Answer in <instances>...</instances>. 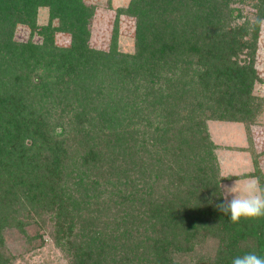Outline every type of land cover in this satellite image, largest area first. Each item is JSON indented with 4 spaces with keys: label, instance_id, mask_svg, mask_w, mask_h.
Segmentation results:
<instances>
[{
    "label": "trees",
    "instance_id": "obj_1",
    "mask_svg": "<svg viewBox=\"0 0 264 264\" xmlns=\"http://www.w3.org/2000/svg\"><path fill=\"white\" fill-rule=\"evenodd\" d=\"M239 2L128 0L107 48L97 49L94 6L84 0H0V264L13 258L4 231L26 237L42 211L52 213L68 264L264 256V217L233 224L216 208L225 181L257 177L264 186V150L251 133L264 111L253 92L264 84L253 65L264 0L250 6L253 20ZM123 14L134 19L130 53L117 47ZM17 26L27 40L14 39ZM56 34L68 44L56 45ZM216 86L235 94L214 96ZM233 97L234 117L226 110ZM209 121L243 126L247 146L237 150L254 172L220 174L216 152L234 148L212 140Z\"/></svg>",
    "mask_w": 264,
    "mask_h": 264
},
{
    "label": "rangeland",
    "instance_id": "obj_2",
    "mask_svg": "<svg viewBox=\"0 0 264 264\" xmlns=\"http://www.w3.org/2000/svg\"><path fill=\"white\" fill-rule=\"evenodd\" d=\"M87 4L94 6V15L90 26V40L92 47L97 49H106L109 36L112 30L115 11L118 8L126 7L128 0H84ZM254 0H241V2L234 5L242 17L253 20V9L250 7ZM47 13L46 9L41 8L37 11V23H46ZM243 19L238 20V24ZM117 24V47L120 51L130 53L133 45V30L134 19L128 15H119L116 19ZM14 39L16 41H25L28 39V29L25 26H17L14 32ZM32 40L38 42L39 37L33 36ZM55 44L58 46H66L68 44V36L65 34H56L54 37ZM253 65L256 67L257 74L264 80V23L259 24L258 35L256 41L255 52L253 55ZM264 84L257 85L254 88V94H262ZM216 93V94H215ZM214 96L229 97L234 93L233 88L216 86L214 89ZM224 100V99H223ZM228 100V99H227ZM238 102V101H237ZM233 97L229 102L227 111L229 116H236L240 110L239 103ZM226 108V107H224ZM259 128L254 129L255 150L257 152L264 150V111L258 118ZM207 130L212 140L220 147L231 146L233 150H218L216 152L220 174L224 177L228 175H242L248 172H254L253 161L251 156L244 152H237L239 146L243 147L244 129L239 123L234 122H218L209 121L207 123ZM247 146V143H246ZM245 146V147H246ZM263 156V159L261 157ZM260 159L259 170L264 174V154L258 156ZM246 173V174H248ZM256 174V172H255ZM237 176V175H236ZM264 176V175H263ZM264 183V177H263ZM244 182L242 181H225L221 183L220 188L222 195H224L223 185L233 187H240ZM38 219V220H37ZM36 222L27 226L25 234H20L13 229H6L4 231V246L13 256L12 264H68L65 253L54 244V218L52 213L42 211L39 218L34 219ZM29 239V241H26Z\"/></svg>",
    "mask_w": 264,
    "mask_h": 264
},
{
    "label": "clouds",
    "instance_id": "obj_3",
    "mask_svg": "<svg viewBox=\"0 0 264 264\" xmlns=\"http://www.w3.org/2000/svg\"><path fill=\"white\" fill-rule=\"evenodd\" d=\"M264 23V20H258ZM223 201L216 208L228 216V221L239 224L241 220H256L264 217V186L257 177L250 178L240 187L223 185ZM232 264H264V256L255 252L233 258Z\"/></svg>",
    "mask_w": 264,
    "mask_h": 264
},
{
    "label": "crops",
    "instance_id": "obj_4",
    "mask_svg": "<svg viewBox=\"0 0 264 264\" xmlns=\"http://www.w3.org/2000/svg\"><path fill=\"white\" fill-rule=\"evenodd\" d=\"M256 128H259V125H256L255 127H253V129H252V131H251V133H252V136H253V141H254V136L256 135L255 133H254V129H256ZM244 135H245V133H244ZM246 143H247V141H246V137L244 138V142H243V147L242 146H239V148H245V146H246ZM254 144H255V142H253ZM255 146V145H254ZM227 147H231V146H227ZM226 151H231V150H226ZM234 151H237V152H244V151H238V150H234ZM244 153H246V154H248L247 152H244ZM249 155V154H248ZM250 156V155H249ZM218 158V157H217ZM261 159H263V156L261 157ZM264 165V161H262L261 162V165ZM246 173H248V172H246ZM245 173V174H246ZM236 175H239V174H236ZM228 176H231V175H228ZM250 178H252V177H246V178H244V179H238V180H230V181H242V182H247Z\"/></svg>",
    "mask_w": 264,
    "mask_h": 264
},
{
    "label": "built area",
    "instance_id": "obj_5",
    "mask_svg": "<svg viewBox=\"0 0 264 264\" xmlns=\"http://www.w3.org/2000/svg\"><path fill=\"white\" fill-rule=\"evenodd\" d=\"M261 91H262V96H263V100H264V88Z\"/></svg>",
    "mask_w": 264,
    "mask_h": 264
}]
</instances>
